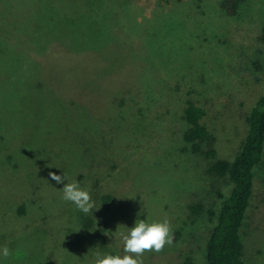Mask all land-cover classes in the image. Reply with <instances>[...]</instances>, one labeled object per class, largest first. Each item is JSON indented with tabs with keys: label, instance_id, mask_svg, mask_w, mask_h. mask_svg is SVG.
Segmentation results:
<instances>
[{
	"label": "rangeland",
	"instance_id": "1",
	"mask_svg": "<svg viewBox=\"0 0 264 264\" xmlns=\"http://www.w3.org/2000/svg\"><path fill=\"white\" fill-rule=\"evenodd\" d=\"M54 1L0 0V248L12 252L0 264H94L123 254L120 233L138 218H167L173 233L144 264H206L233 187L212 168L235 159L243 112L264 94V0L233 15L222 0H122L125 16L97 29L91 11L72 34ZM188 102L206 109L213 156L184 139ZM50 172L79 182L94 209L65 201ZM247 216L245 264H264V158Z\"/></svg>",
	"mask_w": 264,
	"mask_h": 264
},
{
	"label": "trees",
	"instance_id": "2",
	"mask_svg": "<svg viewBox=\"0 0 264 264\" xmlns=\"http://www.w3.org/2000/svg\"><path fill=\"white\" fill-rule=\"evenodd\" d=\"M55 1L59 3L62 0ZM63 1H66L67 4L68 14L63 20L66 22L65 29L68 34L73 33L74 27L83 24L89 16L86 14H90L91 11L98 12L99 20L96 19L98 15L94 14V27L97 29H100L106 22L104 17L108 15L116 12L126 15L122 0H106L103 6H97V8H101L99 11L93 9L92 0ZM244 1L222 0V8L228 14L233 15ZM31 2L34 3L33 0ZM51 19L53 20V17ZM102 34V32L98 33L99 36ZM259 41L264 47V26ZM206 115L204 107L194 102H188L183 117L189 124V128L184 134V139L192 144V148L196 152L202 151V145L207 144L209 146L207 154L213 156L215 149L212 148H214L216 139L210 125L205 122ZM243 117L248 130L235 159L232 162L219 160L212 168V171L217 174L223 176L228 174L233 182V187L223 197L219 212L216 214V222L210 231L205 250L206 264H245L242 229L253 198L255 170L264 158V94L259 96L247 110H244ZM101 201L106 205H111L113 197L106 194ZM192 209L193 212L199 213L202 207L194 206ZM17 214L20 219L25 217L26 209L23 204L18 206Z\"/></svg>",
	"mask_w": 264,
	"mask_h": 264
},
{
	"label": "clouds",
	"instance_id": "3",
	"mask_svg": "<svg viewBox=\"0 0 264 264\" xmlns=\"http://www.w3.org/2000/svg\"><path fill=\"white\" fill-rule=\"evenodd\" d=\"M49 176L58 184L64 185L61 191L65 201L73 203L78 210L85 214L94 209L95 204L90 192L82 188L79 182L69 180L65 173L57 175L55 172H50ZM120 237L123 254L97 253L94 264H144L142 257L145 252H162L166 246L173 242L172 228L167 218L155 221L138 218L134 226L128 227L126 232L120 233ZM0 255L7 258L12 255V252L5 245L0 248Z\"/></svg>",
	"mask_w": 264,
	"mask_h": 264
}]
</instances>
